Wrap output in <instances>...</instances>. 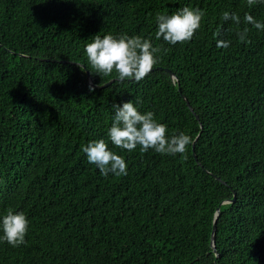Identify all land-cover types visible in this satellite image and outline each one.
Listing matches in <instances>:
<instances>
[{"label":"trees","instance_id":"1","mask_svg":"<svg viewBox=\"0 0 264 264\" xmlns=\"http://www.w3.org/2000/svg\"><path fill=\"white\" fill-rule=\"evenodd\" d=\"M185 6L204 13L191 40H157L156 14ZM249 15L264 23V4L0 0V216L29 221L23 244L0 241V264H264V30ZM108 33L150 39L158 62L140 81L96 74L84 47ZM128 100L190 135L185 152L111 144L112 105ZM101 138L126 175L88 163Z\"/></svg>","mask_w":264,"mask_h":264},{"label":"clouds","instance_id":"2","mask_svg":"<svg viewBox=\"0 0 264 264\" xmlns=\"http://www.w3.org/2000/svg\"><path fill=\"white\" fill-rule=\"evenodd\" d=\"M248 3L264 4V0H248ZM203 11L187 6L172 13H157L155 16V38L162 39L169 45L191 40L199 29L203 18ZM225 21L239 23V17L225 11ZM245 20L257 30H264V23L246 16ZM246 31L239 34L245 39ZM217 45L227 48L229 42L218 39ZM88 63L96 74L110 76L115 73L118 81L143 79L158 62L160 48L152 41L142 36L127 34L113 35L111 33L94 35L84 47ZM91 91V87L89 88ZM111 126L107 131L111 144L126 150L133 151L139 146L141 151L154 150L156 153L176 155L185 152L191 143V137L184 132L167 135V125L158 122L151 111L141 112L132 100L113 104ZM88 163L95 165L100 175L122 176L127 174V163L123 156L112 151L105 139L88 142L82 147ZM29 221L22 211H7L0 216V241L17 247L25 242Z\"/></svg>","mask_w":264,"mask_h":264},{"label":"water","instance_id":"3","mask_svg":"<svg viewBox=\"0 0 264 264\" xmlns=\"http://www.w3.org/2000/svg\"><path fill=\"white\" fill-rule=\"evenodd\" d=\"M47 60H50V59H47ZM53 61V60H52ZM59 62H61V60H59ZM62 62H67L66 60H62ZM158 69H164L165 71H167L168 73H169V75L171 76V78H175V75H174V73L170 70V69H168V68H162V67H160V66H158L157 67ZM87 72V75H88V77H89V73H88V71H86ZM113 81V79H111V80H109V81H107V82H105V83H102V84H93L96 88H103V87H105V86H107L108 84H110L111 82ZM89 82L91 83V81L89 80ZM180 90V89H179ZM181 96L184 98V100L186 101V103H187V105L189 106V108L193 111V109H192V107L190 106V104H189V102H188V100L186 99V97L183 95V94H181ZM197 117V116H196ZM218 180H220V178L219 177H217V176H215ZM221 182L222 183H225L224 181H222L221 180ZM234 199H232V200H229V201H233ZM218 212H219V207L217 208V210H216V215H215V218H214V222H213V227H212V233H211V245H212V248H213V250L216 252V248H215V244H214V240H215V231H216V217H217V215H218Z\"/></svg>","mask_w":264,"mask_h":264},{"label":"rangeland","instance_id":"4","mask_svg":"<svg viewBox=\"0 0 264 264\" xmlns=\"http://www.w3.org/2000/svg\"><path fill=\"white\" fill-rule=\"evenodd\" d=\"M180 94H183V93L180 92ZM183 95H184V94H183ZM184 96H185V95H184ZM181 97H182V96H181ZM185 97H186V96H185ZM182 98H183V97H182ZM183 99H184V98H183ZM186 99H187V98H186ZM188 107H189V106H188ZM189 109H190V108H189ZM192 109H193V108H192ZM190 110H191V109H190ZM191 111H192V110H191ZM192 112H193V111H192ZM193 113H194V112H193ZM228 201H229V200H228Z\"/></svg>","mask_w":264,"mask_h":264}]
</instances>
